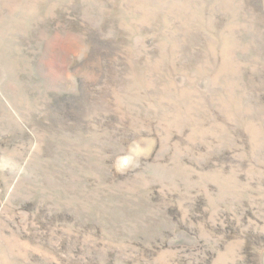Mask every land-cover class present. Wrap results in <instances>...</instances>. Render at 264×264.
Returning a JSON list of instances; mask_svg holds the SVG:
<instances>
[{
	"label": "rangeland",
	"instance_id": "1",
	"mask_svg": "<svg viewBox=\"0 0 264 264\" xmlns=\"http://www.w3.org/2000/svg\"><path fill=\"white\" fill-rule=\"evenodd\" d=\"M0 264H264V0H0Z\"/></svg>",
	"mask_w": 264,
	"mask_h": 264
}]
</instances>
